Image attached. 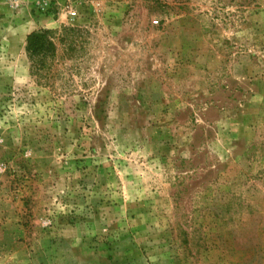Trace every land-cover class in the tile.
I'll return each mask as SVG.
<instances>
[{
    "label": "rangeland",
    "instance_id": "1",
    "mask_svg": "<svg viewBox=\"0 0 264 264\" xmlns=\"http://www.w3.org/2000/svg\"><path fill=\"white\" fill-rule=\"evenodd\" d=\"M0 264H264V0H0Z\"/></svg>",
    "mask_w": 264,
    "mask_h": 264
},
{
    "label": "trees",
    "instance_id": "2",
    "mask_svg": "<svg viewBox=\"0 0 264 264\" xmlns=\"http://www.w3.org/2000/svg\"><path fill=\"white\" fill-rule=\"evenodd\" d=\"M71 30V29H69ZM26 52L30 60L31 75L47 77L57 55L54 32L47 29L32 31L26 38ZM43 72H46L44 74Z\"/></svg>",
    "mask_w": 264,
    "mask_h": 264
},
{
    "label": "built area",
    "instance_id": "3",
    "mask_svg": "<svg viewBox=\"0 0 264 264\" xmlns=\"http://www.w3.org/2000/svg\"><path fill=\"white\" fill-rule=\"evenodd\" d=\"M91 0H4L12 9H23L31 5L39 12L47 13L52 9H57L60 15L74 20L80 15V9Z\"/></svg>",
    "mask_w": 264,
    "mask_h": 264
},
{
    "label": "crops",
    "instance_id": "4",
    "mask_svg": "<svg viewBox=\"0 0 264 264\" xmlns=\"http://www.w3.org/2000/svg\"><path fill=\"white\" fill-rule=\"evenodd\" d=\"M30 32H27L26 34H25V39L27 38V35L29 34Z\"/></svg>",
    "mask_w": 264,
    "mask_h": 264
}]
</instances>
